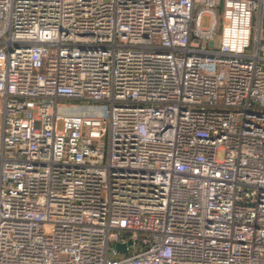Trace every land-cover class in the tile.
<instances>
[{
    "label": "built area",
    "instance_id": "2783aa9c",
    "mask_svg": "<svg viewBox=\"0 0 264 264\" xmlns=\"http://www.w3.org/2000/svg\"><path fill=\"white\" fill-rule=\"evenodd\" d=\"M263 10L0 0V264H264Z\"/></svg>",
    "mask_w": 264,
    "mask_h": 264
},
{
    "label": "rangeland",
    "instance_id": "374dc122",
    "mask_svg": "<svg viewBox=\"0 0 264 264\" xmlns=\"http://www.w3.org/2000/svg\"><path fill=\"white\" fill-rule=\"evenodd\" d=\"M263 18H264V10H263ZM202 24L204 26H207L208 25V17L207 16H204L203 19H202ZM216 43H218V40H216ZM99 105H93L92 107L93 108H98ZM88 105H81L77 102H72L71 105L67 108V111L69 112H72V113H78L80 111H83V110H89L88 109ZM219 158H222L223 157V153L220 151L219 154H218Z\"/></svg>",
    "mask_w": 264,
    "mask_h": 264
},
{
    "label": "water",
    "instance_id": "95a60500",
    "mask_svg": "<svg viewBox=\"0 0 264 264\" xmlns=\"http://www.w3.org/2000/svg\"><path fill=\"white\" fill-rule=\"evenodd\" d=\"M131 243V240H128L127 241V244H130ZM125 247H126V244L124 243H115V249L119 252V253H124L125 252Z\"/></svg>",
    "mask_w": 264,
    "mask_h": 264
}]
</instances>
